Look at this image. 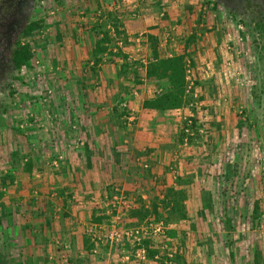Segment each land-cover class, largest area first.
<instances>
[{
  "label": "crops",
  "instance_id": "0c3cea01",
  "mask_svg": "<svg viewBox=\"0 0 264 264\" xmlns=\"http://www.w3.org/2000/svg\"><path fill=\"white\" fill-rule=\"evenodd\" d=\"M203 2L64 0L57 25L48 29L43 40V53L51 55L46 61L47 75L58 79V92L75 94L72 104L55 101L52 106L57 111H78L64 127L76 123L80 131L71 133L68 129L69 133L60 135L57 129L53 131V122L45 121L44 129L32 134L36 150L31 155V171L20 176L22 185L43 186L33 193L42 190V200L48 205L45 216L53 215L56 209L60 212L54 216V223L45 225L47 242L59 235L64 238L63 246H45L43 264H157L145 257L118 259L110 247L89 243L85 220L93 216L94 210L115 205L117 194L115 199L120 198L124 206L122 216L130 222L128 214L135 202L147 208V203L157 196L163 198L169 188L179 190L196 181L197 152L182 153L179 142V130L188 110H144V101L155 97L154 83L144 77L155 54L160 58L186 54L188 63H193L190 74L196 72L203 79L217 75L220 39L216 33L203 31ZM105 36L110 40L108 51L96 56L97 43ZM226 37L222 35V126L227 131L234 122L232 109L242 107L231 101L232 95L241 94V87L236 84L240 81L237 73L230 71L233 58L227 55ZM136 63L143 84L134 85L133 90L127 85L133 84L129 78ZM124 103L127 109H121ZM235 122L240 125V121ZM254 132L252 177L248 182L252 192L248 199L253 202L251 215L264 218V139ZM40 140L46 146L42 152L37 150ZM234 162L238 164L237 159ZM256 206L258 212L254 215ZM66 214L70 217L65 218ZM222 231L229 233L224 227ZM257 234L262 236L261 248L251 242L247 250L252 253L253 264H264V226ZM225 246L230 248L231 242H225Z\"/></svg>",
  "mask_w": 264,
  "mask_h": 264
},
{
  "label": "rangeland",
  "instance_id": "374dc122",
  "mask_svg": "<svg viewBox=\"0 0 264 264\" xmlns=\"http://www.w3.org/2000/svg\"><path fill=\"white\" fill-rule=\"evenodd\" d=\"M63 4L64 0H40L37 4L33 25L43 22V27L29 31L23 40L32 58L15 75L0 115V264H43L47 255L45 246H63L64 238L59 235L57 239L51 236L52 240L47 242L45 224L54 223V216L60 212L56 209L53 215H44L48 205L42 200V190L39 194L33 193L43 186L22 185L20 181L25 172L29 174L31 155L36 150L31 142L32 134L44 129L45 121L53 122V131L57 129L60 135L69 130L71 133L80 131L76 123L64 127L65 121L73 119L78 111H57L52 106L55 101L72 104L75 94L58 92V79L47 75L46 61L51 55L43 53V40L47 38L48 29L57 25ZM200 22L204 23L205 33L218 35L221 48L216 52L218 63L214 78L203 79L196 72L189 73V104L183 108L188 114L183 113L179 142L182 153L197 152L196 181L179 190L173 189L176 195L170 193L169 188L163 198L157 196L146 204L149 210L152 203L159 204L163 200L172 206L181 197L186 219L182 220L180 214L170 219L167 215L170 211H162L160 207L158 220L149 216L142 223L127 222L122 216L123 203L120 198L115 199L119 196L116 194L115 205L107 210H94L93 216L85 222L88 242L110 247L111 254L118 259L145 257L157 264H253L247 245L252 242L261 248L259 243H263L257 231L264 226V218L251 215L253 202L248 199L252 192L248 182L252 177L250 158L254 130L264 139V16L241 19L218 7L214 0H204ZM222 35L229 39L227 55L233 58L230 71L237 73L240 81L235 82L241 87V94L231 96V101L242 108L232 109L234 122L227 128L228 132L222 126ZM137 64L129 78L133 84L127 85L133 90L134 85L143 84L136 75L140 68ZM189 69L192 70V66ZM154 85L156 96L159 89ZM235 121H240V125L236 126ZM45 148L40 140L37 150L42 152ZM236 159L238 164L234 162ZM135 203L130 211L145 205ZM67 217L70 215L66 214ZM98 219L102 222H96ZM223 227L228 234L222 231ZM238 235L239 239H235ZM225 242H231V247L227 249ZM240 242L242 245H234ZM142 250L145 255H141Z\"/></svg>",
  "mask_w": 264,
  "mask_h": 264
},
{
  "label": "trees",
  "instance_id": "16d2710c",
  "mask_svg": "<svg viewBox=\"0 0 264 264\" xmlns=\"http://www.w3.org/2000/svg\"><path fill=\"white\" fill-rule=\"evenodd\" d=\"M43 27V22L35 23L31 26L29 31L39 30ZM193 39L190 40L192 42ZM110 40L105 36L97 43L94 54L97 56L101 53L108 51V44ZM32 58L31 50L28 46L18 55V68L21 69L24 65L28 64ZM189 65L187 55H179L171 58H160L155 54L154 61L146 66L145 77L148 82H152L157 85L159 93L143 103L144 110L157 111V112H172L183 109L189 104V84L188 77L190 67L193 65L190 61ZM127 70L130 66L126 67ZM133 66L131 67V70ZM137 69H134V72ZM138 76V74H136ZM139 82H142L139 80ZM29 164V171H31ZM170 193L176 195V191L171 189ZM177 197V196H176ZM170 198V196H168ZM183 201L181 197L176 200L171 206L167 204L166 200L160 201L159 204L156 202L152 203L151 210L147 209L145 205H141L138 209H133L129 212L128 216L130 220H136L138 223L144 222L149 216L154 217L155 220L159 219L162 207V211L169 210L167 214L171 219L172 216L176 217L180 214L182 220L186 219L185 208L183 207ZM258 212V207H255L254 214ZM177 219V218H176ZM96 222L101 223L102 219H98Z\"/></svg>",
  "mask_w": 264,
  "mask_h": 264
},
{
  "label": "flooded vegetation",
  "instance_id": "af4514ba",
  "mask_svg": "<svg viewBox=\"0 0 264 264\" xmlns=\"http://www.w3.org/2000/svg\"><path fill=\"white\" fill-rule=\"evenodd\" d=\"M40 0H0V115L7 92L19 71L18 55L33 25ZM218 7L241 19L264 16V0H214Z\"/></svg>",
  "mask_w": 264,
  "mask_h": 264
},
{
  "label": "built area",
  "instance_id": "2783aa9c",
  "mask_svg": "<svg viewBox=\"0 0 264 264\" xmlns=\"http://www.w3.org/2000/svg\"><path fill=\"white\" fill-rule=\"evenodd\" d=\"M120 1H124V0H120ZM122 105H123L124 109H127V104L126 103H124ZM137 234H138V232H137ZM140 253H141V255H145V250L140 251Z\"/></svg>",
  "mask_w": 264,
  "mask_h": 264
}]
</instances>
